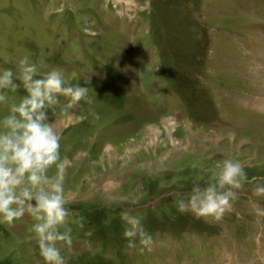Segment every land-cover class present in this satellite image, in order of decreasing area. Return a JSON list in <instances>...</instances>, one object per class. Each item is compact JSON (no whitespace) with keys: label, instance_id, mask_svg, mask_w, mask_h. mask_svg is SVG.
Segmentation results:
<instances>
[{"label":"rangeland","instance_id":"rangeland-1","mask_svg":"<svg viewBox=\"0 0 264 264\" xmlns=\"http://www.w3.org/2000/svg\"><path fill=\"white\" fill-rule=\"evenodd\" d=\"M135 6L144 12L132 21ZM150 41L151 59L137 56ZM24 57L92 99L48 110L70 209L65 264H264V196L253 194L264 186V0H0V72L20 84L0 119L27 95ZM225 159L247 180L223 218L179 212ZM125 211L151 250L127 247ZM34 223L28 213L0 222V264H46Z\"/></svg>","mask_w":264,"mask_h":264},{"label":"clouds","instance_id":"clouds-1","mask_svg":"<svg viewBox=\"0 0 264 264\" xmlns=\"http://www.w3.org/2000/svg\"><path fill=\"white\" fill-rule=\"evenodd\" d=\"M13 77L11 69L0 72V103L5 106L8 92L15 93L20 87ZM17 79L27 95L19 103H12L8 114L0 119V222L11 225L28 213L36 221L30 230L35 233L46 264H65L57 245H72L71 230H60L67 223L70 209L66 207L61 136L50 122L48 110L55 113L60 96L68 98L67 108L81 101L91 104L92 99L87 87L66 81L61 69L42 74L27 57L19 62ZM217 167L205 186L193 184L187 201H176L179 212H191L206 223L223 218L232 206L230 201L236 198V190L244 187L247 173L240 162L232 159H225ZM253 194L264 196V186L257 184ZM121 220L127 247L134 249L138 242L151 250L152 236L141 220L127 211L121 214Z\"/></svg>","mask_w":264,"mask_h":264}]
</instances>
